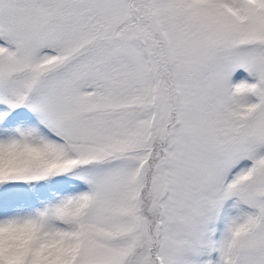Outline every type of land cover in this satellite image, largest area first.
Masks as SVG:
<instances>
[{"label": "snow or ice", "instance_id": "snow-or-ice-1", "mask_svg": "<svg viewBox=\"0 0 264 264\" xmlns=\"http://www.w3.org/2000/svg\"><path fill=\"white\" fill-rule=\"evenodd\" d=\"M0 264H264V0H0Z\"/></svg>", "mask_w": 264, "mask_h": 264}]
</instances>
